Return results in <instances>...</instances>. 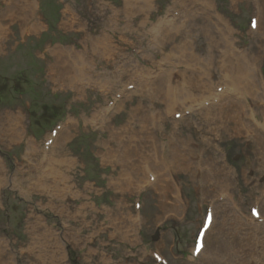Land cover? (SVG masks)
I'll list each match as a JSON object with an SVG mask.
<instances>
[{
  "label": "rangeland",
  "instance_id": "rangeland-1",
  "mask_svg": "<svg viewBox=\"0 0 264 264\" xmlns=\"http://www.w3.org/2000/svg\"><path fill=\"white\" fill-rule=\"evenodd\" d=\"M0 9V264H202V254L192 262L197 221L208 208L218 223L227 208V221L242 225L228 201L233 196L213 208L210 199L201 202L196 195V202L186 170L171 177L161 172L158 187L143 184L139 171L157 165L150 156L162 140L171 144L172 135L180 134L184 160L196 159L204 142L203 152L229 167L233 191H242L252 169L245 153L249 133L264 137L251 134L241 100L225 97L207 113L175 120L165 110L174 107L176 96L187 107L200 91L210 95L211 85L222 82V73L214 72L225 53L233 67L239 60L264 67V0H0ZM253 19L263 33L237 59L222 41L244 49ZM202 28L215 42H206ZM175 33H181L178 40ZM172 44L191 50L174 55ZM214 46L218 65L209 67ZM184 50L191 58L185 65L184 56H177ZM166 58L172 63L154 84L151 78ZM172 72L187 81L171 84ZM228 106L233 122L226 125L235 133L227 138L228 132L217 134V125L204 119H221ZM156 121L164 133L154 132ZM251 154L255 164L253 149ZM179 162L184 165L170 166L188 169ZM253 174L264 181V173ZM169 213L175 217L165 220ZM215 233L213 227L206 235L204 258ZM242 241L236 248L244 247ZM237 250L235 263L245 264V249Z\"/></svg>",
  "mask_w": 264,
  "mask_h": 264
},
{
  "label": "bare ground",
  "instance_id": "bare-ground-1",
  "mask_svg": "<svg viewBox=\"0 0 264 264\" xmlns=\"http://www.w3.org/2000/svg\"><path fill=\"white\" fill-rule=\"evenodd\" d=\"M30 6L32 7V5H30ZM27 8H29V7H27ZM1 9H0V11H1ZM61 25H63V23ZM170 26L171 25L168 24L169 29H170ZM152 27H154V26H152ZM163 27L166 30H168L167 26H163ZM200 31L203 32V37L206 39L207 43L215 42V39L211 37L209 32L206 31V29L202 28V30H200ZM190 32H191V30L188 31V33H190ZM162 33H164V29H162ZM166 33L167 32H165V35H166ZM258 34H259V27H258L257 33L255 35H258ZM175 35L177 36V33H175ZM168 36H169V39L172 38L171 31H170V34ZM157 37H156V39H157ZM174 37L175 36H173V39H174ZM180 37H181V33L179 34V36L176 37V40H178V38H180ZM173 41H175V40H173ZM102 42H107L105 37H104V39H102ZM222 42L224 45L228 43L227 48H226L227 51L229 49L231 51H233V48H231L232 45L229 42V40L226 39L225 41H222ZM102 46H104V44H102ZM168 46H169V44H168ZM184 48H186L189 51L191 50L189 45H187V44H185V46L182 45V47L177 46L175 44H172V48L170 49V52L175 55V51H182ZM212 51H214V54L216 53L217 57L215 55L213 56L211 54ZM211 52L210 51L208 52L211 61H209V62L207 61L208 63L206 62V65L209 67L214 66V65H218V62H216V60L219 57L218 56V47L214 46L213 48H211ZM191 54H195V53L191 52ZM182 55L184 56L183 58L186 59L185 61H182L183 64L184 63L186 64V61L188 59L191 60V58H189L187 51L181 52L180 55H177V56H182ZM242 55H245V53H243ZM161 56H162V58L166 57L165 54L164 55L162 54ZM227 56H228V53L227 54L225 53L224 54V64L222 66H220L221 69H220V67L217 66V70L214 72V74H216L218 72L222 73L223 81H222V83H217L218 86L215 85L214 83L211 85L212 89H211L210 95L206 96L205 93H202L203 91H200V94H199L200 97H199L198 101H196L197 99H195L194 101L190 100V101H192V103H190V105L187 107H186V105H188V104L181 101L182 97L176 96L177 100H175L174 107L168 111L165 108L164 104L162 102H160L161 97L159 95V97H158L159 103L158 104L161 103L164 106V109H166L165 111L167 112L166 113L167 116L174 115L176 113H178V114L184 113V111L191 110L192 107H194V108L197 107L196 113H198V114H203L204 112H206V113L209 112L210 108L217 107L218 106L217 104H219L220 101H222L225 97H227V85L231 88V91L233 93L240 94V95H248V96H250V98L253 101H254V99H256L257 101H261L260 99H257V97L254 95L255 93L258 92V90H259L258 94H260V95L263 94L260 86H262L264 84V80H261L259 75H257L258 77L256 76L258 69L250 66L251 63H249V61H247L245 64L239 63L241 60L237 61L238 63H236L235 66L233 67V65L230 63V62H232L229 58L230 56L229 57H227ZM236 57L238 59V57H241V56L236 55ZM243 58H244L243 60H245V56ZM195 59L197 60V57L192 58V60H195ZM180 60H181V58H179V61ZM162 61L164 62V65L159 63V66L162 67L160 72L156 71L154 73V74H156L155 75L156 77L153 76L151 78V80L154 84L156 83L155 81H157L159 79V77L161 76V74H162L161 71L164 70L166 67H168L169 63H172L168 58H166V60L164 59ZM227 61H229V65H227ZM80 64L83 65L82 63H80ZM59 66H60V68H59L60 70L63 69L64 77H65L64 66H61V65H59ZM178 66H180V65H178ZM178 66H177V68H178ZM185 69L188 71L187 68H185ZM137 74H138V71H137ZM172 74L171 75L173 78L171 80V84H173L174 80H176V79H179V81L182 80L183 82L187 81L186 79L183 80L182 78L177 77L176 75H174L173 72H172ZM183 76H186V74H184ZM209 77L211 78L210 72H209ZM86 78L87 77H85L84 79H86ZM87 81H89V80L87 79ZM211 81H212V78H211ZM185 83H187V82H185ZM168 84H169V88H168L167 92H170L171 91L170 83H168ZM173 86L178 88L176 85H173ZM218 88H222L220 94L217 91ZM180 89L186 90V89H183L181 87H180ZM212 90H213V94H211ZM149 98L151 101L154 100L152 97H149ZM203 98H205V99H203ZM211 100H213V102H215L216 100H218V101H217L216 105H214V106L210 105L207 108L206 104H207V102H210ZM152 102H154V101H152ZM233 104L236 105L237 107L240 106L237 103H233ZM241 104L244 105L242 100H241ZM181 106L187 110L181 111V109H180ZM250 106L253 108V104H251ZM244 107L246 108L247 111L244 113L242 112L241 115H243L244 119H245V115L247 118V114L250 113V111L246 105H244ZM192 111H194V110H192ZM231 112H232V109H230V106H228L227 107V113H226V109H225V114L222 116L221 119L215 120V119L205 118L204 120L207 124L213 123L214 125H217V132H218L217 134L224 136L225 135L224 132L227 133L230 130L229 129L230 127H228L229 125H226V122L228 121L227 122L228 124H230L231 121L233 122V120L230 118ZM181 116H183V115L181 114ZM192 116H194V113L191 112L188 117L190 118ZM183 117H181V119ZM216 121H218L219 123H216ZM223 121H224V123H223ZM156 123H158V125L155 126L156 129L154 132L156 134L164 133L165 130H163L161 127L162 122L156 121ZM244 123H246V122L244 121ZM143 124H144V120H143ZM250 128L253 129L252 126ZM230 131L235 132V130H230ZM260 132L258 131L256 133L260 134ZM249 135H250V133H249ZM179 136H180V134L172 135L171 144H169V140H162V142L160 144V150L157 151V153L154 152L153 155H151L150 159H149V160L153 159V161H155L157 163V165H155V164L150 165L149 164V166H145L142 170L139 171V175L144 176L143 177V184H148L149 187L150 186L151 187H155V186L158 187L161 185V177H162L161 172H163L166 176L171 177V175L175 174L176 171L183 172L184 170H186L187 173L190 174L192 182L196 185L200 196L204 199L203 202L207 201L209 198H211L213 196L219 197V196L226 194L227 183H230V175L227 172V168L222 166L220 161H218L217 159H215L211 155L209 156L208 152H206V153L203 152V150L205 151V149L202 150V146L205 144L204 142H201L200 149L198 148L195 151V153L198 154V162L196 164H193V157H191V160H192L191 163L189 161L184 160L183 155L185 154V152H183V153L181 152V148L183 149V144H182L181 138H179ZM260 137L263 139V137L261 135H260ZM263 142H264V139H263V141H260V140L256 139L255 137L252 140V143H253L252 149L254 151V156L257 157L256 163L258 165L264 164V150H263L264 144H263ZM179 149H180V151H179ZM219 152L221 154V147L219 148ZM170 154H171V157H170L171 159L169 158ZM180 159L183 160V162L185 161V164H188V169H186L184 167L174 169L170 166V164H173V166L175 168L178 167L181 163V162H179ZM181 164L184 165V163H181ZM42 172L45 174L47 173V171H42ZM151 179H152V181L154 180V183L152 181L150 183ZM139 181H142L141 178H139ZM55 186L58 187L57 184H55ZM174 189L176 191L175 198L177 199V201H179V189H178V186L176 184H174ZM163 190L164 191H162V195H163V199L166 202V197L164 195H166L167 189H163ZM176 212L177 213L180 212L179 207H177ZM221 215H223L221 221L218 223L213 221V223L210 227V230L207 233V234H209L211 232V230L213 229V227L216 228V233L214 235L213 242L211 239L212 244L210 243V246H212V248H211L212 252H211L210 256H207V258H204L203 257L204 254L201 253L202 256L200 258V261H202V264H234L233 260L234 261L237 260L238 262L240 260V258H239L240 255L238 256L239 250H237V249H245V250H243L244 256L245 255L249 256L252 254H256L258 247L264 243V228H263L262 229V233H263L262 241L251 242V238H252V236H251L249 241L245 240V242L247 243L246 248H244V247L236 248V246L240 247L241 242L244 241V240L242 241L241 234H240L243 232V230H242L243 228H242V226H241L242 229L238 228L239 224L237 223V221H234L232 223H230V222L227 223V208L221 212ZM227 226H228V228H227ZM227 236L232 238V243L229 242L227 244ZM203 250L205 251V249H203ZM88 256H89V258L94 257L92 254L91 255L88 254ZM242 259H243V256H242ZM198 260H199V258H198ZM257 261H259V264H264V256L259 257Z\"/></svg>",
  "mask_w": 264,
  "mask_h": 264
}]
</instances>
